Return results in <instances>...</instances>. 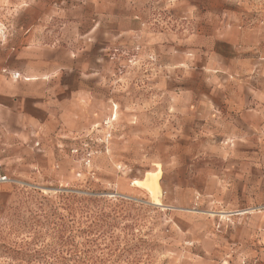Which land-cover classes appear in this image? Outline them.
<instances>
[{
    "label": "rangeland",
    "instance_id": "rangeland-1",
    "mask_svg": "<svg viewBox=\"0 0 264 264\" xmlns=\"http://www.w3.org/2000/svg\"><path fill=\"white\" fill-rule=\"evenodd\" d=\"M26 33L91 124L0 148V264H264L260 143L208 99L264 84V0H0L1 68ZM158 170L154 203L132 182Z\"/></svg>",
    "mask_w": 264,
    "mask_h": 264
},
{
    "label": "crops",
    "instance_id": "crops-1",
    "mask_svg": "<svg viewBox=\"0 0 264 264\" xmlns=\"http://www.w3.org/2000/svg\"><path fill=\"white\" fill-rule=\"evenodd\" d=\"M24 41L25 47L6 52L12 60L0 67V148L6 153L21 151L29 143H41L45 148L48 140L73 135L91 124L86 119L90 97L75 87L70 89L71 80L60 81L65 74L60 71L69 68V58L60 57L57 50L29 45L31 34L26 33ZM212 89L209 102L221 122L231 123L229 138L237 150L251 149L255 138L264 155V84L254 89L249 83L236 81L213 85ZM255 164L264 169V156Z\"/></svg>",
    "mask_w": 264,
    "mask_h": 264
},
{
    "label": "bare ground",
    "instance_id": "bare-ground-1",
    "mask_svg": "<svg viewBox=\"0 0 264 264\" xmlns=\"http://www.w3.org/2000/svg\"><path fill=\"white\" fill-rule=\"evenodd\" d=\"M159 173V170L155 173H148L143 181L135 180L132 182V185L140 186L144 189H147L154 203H158V199L160 196V189L158 186V178L160 177Z\"/></svg>",
    "mask_w": 264,
    "mask_h": 264
},
{
    "label": "built area",
    "instance_id": "built-area-1",
    "mask_svg": "<svg viewBox=\"0 0 264 264\" xmlns=\"http://www.w3.org/2000/svg\"><path fill=\"white\" fill-rule=\"evenodd\" d=\"M13 78L17 79L19 77L18 74H13L12 75ZM84 164L85 166H89L90 165V158L87 156V158L84 160ZM7 182V177L6 175H4L1 171V167H0V184H4Z\"/></svg>",
    "mask_w": 264,
    "mask_h": 264
}]
</instances>
